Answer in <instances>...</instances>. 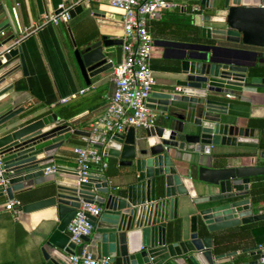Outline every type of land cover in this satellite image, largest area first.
<instances>
[{
  "label": "water",
  "instance_id": "95a60500",
  "mask_svg": "<svg viewBox=\"0 0 264 264\" xmlns=\"http://www.w3.org/2000/svg\"><path fill=\"white\" fill-rule=\"evenodd\" d=\"M64 1L35 0L38 15L47 13L48 4L58 13L57 6ZM98 2L74 6L68 12L70 19L84 9L96 19L112 20L123 14ZM200 6L212 14L192 12L201 18L196 40L176 44L179 51L171 57L176 64L169 68L171 83L145 99L146 107L157 113L158 123L143 128L137 137L131 138L133 128L114 134L102 148L104 155L120 160V187L110 185L103 173L79 175L75 168L53 165L62 145L73 136L85 140L88 133L73 129V119L59 118L49 108L13 105L14 76L27 75L24 58L19 46L0 56V153L7 179L0 196L12 200V193L44 195L13 209L31 213L51 208L58 221L39 249L38 264L68 263L74 246L65 229L81 204L100 208L98 216L86 214L92 233L82 241L90 258H105L110 264H220L234 256L235 252L213 255L211 237H199L197 223L184 238L179 231H167L162 223L165 215L175 218L177 208L187 206L185 197L200 205L197 215L209 234L264 220V211L253 215L245 197L249 178L264 174V168L252 166V160L243 166V157L235 150H213L218 146L256 149L253 129L242 121L248 117L253 96L264 94V77L253 71L264 66V0H199ZM2 11L0 4V16L4 15L0 32L9 27ZM12 40L13 35L0 38V49ZM72 55L88 87L91 78L119 64L121 39L103 34L88 38L79 46L73 44ZM184 154L208 158L207 165L195 169L198 183L192 182L189 166L172 162L191 163ZM45 167L54 170L43 175ZM242 252L260 253L257 247Z\"/></svg>",
  "mask_w": 264,
  "mask_h": 264
},
{
  "label": "crops",
  "instance_id": "0c3cea01",
  "mask_svg": "<svg viewBox=\"0 0 264 264\" xmlns=\"http://www.w3.org/2000/svg\"><path fill=\"white\" fill-rule=\"evenodd\" d=\"M70 1L74 0H66L64 4ZM171 1L176 5L173 10L162 12L159 18L148 23L152 38L150 66L155 80L152 92L165 90L166 85L171 83V70L169 68L176 64L171 59L179 51L176 44L192 43L196 40L201 18L192 12L200 9L201 16L212 14L209 10H203L202 6L198 8L199 0ZM98 3L106 2L99 0ZM0 4L8 9L12 23L14 20L12 10L14 11L19 27L29 26L39 19L35 0H0ZM91 4L96 5L97 3ZM47 12H51L49 4L47 5ZM3 19L4 17L0 16V21ZM120 19L119 15H115L112 20L109 18L96 19L91 16L89 10L84 9L66 23H59L56 26L48 25L24 37L19 41L18 46L24 58L27 75L23 77L18 72L14 76V80H16L15 93L10 102L13 105H21L23 109L34 107V109L46 110L49 108V112L55 113L59 118L73 119L75 124L72 126L73 129L86 130L88 125L101 114L107 98L112 93L113 86L110 82L112 69L91 78L89 86L86 87L74 62L73 44L79 46L84 40L99 37L102 34L108 38L120 39L122 35ZM4 31L7 37L13 35V39L14 37L16 39V31L13 34ZM262 57L264 58V53ZM85 88L87 90L76 98L69 99L63 104L58 103L60 99L67 98ZM252 102L248 117L242 123L253 129V137L257 139L256 149H232L218 146L213 150L226 152L235 150L240 152L236 154L237 156L243 157L241 159L243 166L249 165L250 160H252V166L264 168V128L260 130L251 123V120L264 119V94L254 95ZM70 113L73 116L67 118L65 115ZM133 129L134 132L131 138L137 137L143 128L135 127ZM84 141L80 137H71L67 144L58 149L59 156L54 159L53 165L76 168L72 149L75 146L84 144ZM104 157L107 163V168L103 172L105 179L110 185L120 187L122 180L117 177L122 170L118 166L120 160L106 155ZM184 158L191 163L182 164L176 160H172V162L178 167L189 166L192 182L198 183L195 177V169L200 165L208 164L207 156L184 154ZM178 170L180 174L184 173L183 170ZM263 176L264 174L250 177L247 185L248 194L245 197L249 199V208H251L253 215L264 211V200L255 202L250 195L253 188L264 185V179L261 178ZM26 193L30 192L12 193L13 199L19 194ZM43 198L44 195L35 196L36 201ZM7 201L4 195L0 196V264H38L39 249L46 237L58 224L56 215L51 208L40 209L31 213H22L14 209L7 211L4 209ZM184 201L187 205L186 208L178 207L175 218L167 219L165 215L162 223L168 225V223L175 224L177 222L179 232L183 238L188 235L192 223H197L198 236L210 235L212 248L214 239H218L223 249L237 247L236 250L225 252H235V255L221 260L220 264H258L257 255L250 256L248 253L242 252L245 249L256 247L253 243L252 233L242 234L239 230L244 224L209 234L197 215L200 205L193 204L188 197H185ZM201 232H204L203 236L200 235ZM219 239L225 241L222 242ZM212 254L217 255L213 251Z\"/></svg>",
  "mask_w": 264,
  "mask_h": 264
},
{
  "label": "built area",
  "instance_id": "2783aa9c",
  "mask_svg": "<svg viewBox=\"0 0 264 264\" xmlns=\"http://www.w3.org/2000/svg\"><path fill=\"white\" fill-rule=\"evenodd\" d=\"M99 0H74L70 3H61L57 6L58 13L53 11L39 15L36 23L26 27H19L14 15L13 27L16 31L14 39L8 46L0 49V56L7 53L11 48L18 46L19 41L29 34L48 25L56 26L59 23H66L70 20L69 10L74 6L86 2L96 3ZM109 6L122 10L121 23V59L118 65L112 68L110 82L113 90L107 98L101 114L88 125L86 132L87 139L84 144L75 146L72 153L75 156L76 171L79 175H85L89 171L103 173L107 168L102 148L114 134H123L129 128H147L155 124L157 113L146 107L145 99L152 92L155 85L153 71L150 67V52L152 38L149 33L148 23L159 18L164 11L173 10L176 5L171 0H104ZM11 29V28H10ZM6 31L9 28L5 29ZM6 32H0V38L7 37ZM9 34V31H8ZM87 88L71 94L67 98L58 101L65 103L83 94ZM101 146L97 149L95 146ZM0 153V188H4L7 179L4 170L1 168ZM53 167L42 169L43 175L53 172ZM21 207L15 199L8 200L4 209L10 211L13 207ZM100 213V208L94 204H81L68 225L65 232L68 241L73 244L72 253L68 256L67 264H110L107 259H91L89 247L83 243L82 238L90 236L92 227L87 221L86 214L95 217ZM259 255L258 264H264V246H257Z\"/></svg>",
  "mask_w": 264,
  "mask_h": 264
},
{
  "label": "trees",
  "instance_id": "16d2710c",
  "mask_svg": "<svg viewBox=\"0 0 264 264\" xmlns=\"http://www.w3.org/2000/svg\"><path fill=\"white\" fill-rule=\"evenodd\" d=\"M151 67V66H150ZM255 75L259 76V77H264V66H260V67H256L255 70H253ZM65 116H67V118H71L73 116L72 113L70 114H66ZM158 123V122H156ZM251 123L254 127L258 128V129H263L264 128V119H256V120H251ZM75 125V124H73ZM264 179V176L261 177ZM251 195V199L255 202L258 201H262L264 200V185H259L258 188H253L250 192ZM35 196L33 193H26V194H19L17 196H15V199L19 202V204L21 206L34 202L35 200ZM174 224V223H173ZM171 223H168V225H166V229L167 231H169V233H176L177 231H179V228L177 226V222H175V224L173 225ZM174 226V227H173ZM241 231L242 234L244 233H252L253 236V243L255 244V246H264V220H260L251 224H244L241 226V228L239 229ZM201 236L204 235V232L200 233ZM233 238V237H232ZM229 238V239H232ZM220 241H222V239H219ZM225 241V240H223ZM222 241V242H223ZM237 247H234L232 249L230 248H226L223 249L220 246V242L218 241V239H214L213 240V248L212 251L215 254H222L225 253L229 250H236Z\"/></svg>",
  "mask_w": 264,
  "mask_h": 264
},
{
  "label": "rangeland",
  "instance_id": "374dc122",
  "mask_svg": "<svg viewBox=\"0 0 264 264\" xmlns=\"http://www.w3.org/2000/svg\"><path fill=\"white\" fill-rule=\"evenodd\" d=\"M2 9H3V11L1 12V13H4L5 14V16H6V18L8 19V21H9V32L10 33H12L13 34V32L15 31L14 30V28H12L13 27V23H12V20H11V16H10V13H9V11H8V9L5 7V6H2ZM1 16H3L4 17V15L3 14H1ZM11 28V29H10Z\"/></svg>",
  "mask_w": 264,
  "mask_h": 264
}]
</instances>
